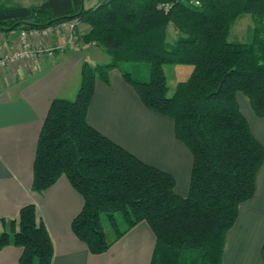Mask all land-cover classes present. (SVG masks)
<instances>
[{
	"label": "trees",
	"instance_id": "obj_1",
	"mask_svg": "<svg viewBox=\"0 0 264 264\" xmlns=\"http://www.w3.org/2000/svg\"><path fill=\"white\" fill-rule=\"evenodd\" d=\"M36 1L9 6L0 0V32L75 21V45H93L108 60L82 61L73 98L51 100L37 137L31 191L66 177L83 200L70 228L92 254L145 222L155 238L149 264H223L225 235L239 205L252 197L264 160L236 101L241 93L256 116L264 115V0H98L89 8L85 0ZM242 15L250 16V38L230 42ZM78 23L87 26L83 34ZM137 64L148 65L146 79L134 76ZM174 64L191 70L168 95L163 68ZM113 69L145 108L172 121L175 139L191 156L185 196L175 193L171 174L87 123L94 84H108ZM8 245L21 249L18 264L51 263L52 243L33 203L16 219L0 221V249Z\"/></svg>",
	"mask_w": 264,
	"mask_h": 264
},
{
	"label": "crops",
	"instance_id": "obj_2",
	"mask_svg": "<svg viewBox=\"0 0 264 264\" xmlns=\"http://www.w3.org/2000/svg\"><path fill=\"white\" fill-rule=\"evenodd\" d=\"M76 29L83 34L87 26L79 23ZM18 32H0V40L16 39ZM59 38L30 42L35 47L58 45ZM107 60L99 48L81 44L76 52L67 48L52 58L20 61L0 69V221L16 219L22 206L33 203L52 243L50 264H149L151 259L155 238L145 222L130 228L106 251L92 254L70 228L83 200L66 177L60 176L40 193L30 189L37 137L51 100L73 98L82 61L93 65ZM108 79V84L99 80L94 84L87 123L143 162L171 174L175 193L185 196L191 156L175 139L172 121L145 108L118 70H111ZM236 101L264 150V115L256 116L241 93L236 94ZM263 245L264 160L252 197L239 205L237 218L225 235L222 263L264 264ZM20 252L13 245L2 247L0 264H18Z\"/></svg>",
	"mask_w": 264,
	"mask_h": 264
},
{
	"label": "rangeland",
	"instance_id": "obj_3",
	"mask_svg": "<svg viewBox=\"0 0 264 264\" xmlns=\"http://www.w3.org/2000/svg\"><path fill=\"white\" fill-rule=\"evenodd\" d=\"M38 1L36 0H2V3L5 5H22V6H28L30 4L37 3ZM98 0H85L84 1V7L89 8L93 7L97 4ZM70 23H76L75 21H71ZM69 23V24H70ZM79 24V23H78ZM77 24V25H78ZM75 25V27H77ZM251 19L249 15H242L240 16L233 24V26L230 29L228 40L230 42H246L247 37L251 35ZM60 41L58 44L64 45L66 42V34L62 32L60 35L57 36ZM175 39V33L173 30L170 28L167 31V40L171 41ZM72 42L66 43L64 46H66V49L68 48L69 50L72 51H78L80 50V46L75 45V38L72 37L71 39ZM57 52V51H56ZM138 65V70L135 71L133 74L134 76L137 75L139 79H146L147 78V73H148V65L147 64H137ZM128 67V66H126ZM164 73L166 77V83L168 86V95H170L174 89L175 84L186 78L187 74L191 70L190 65L186 64H174V65H165L164 68ZM102 223H103V230L107 234L108 238L112 237L113 231L109 225V223L106 221L105 216H102Z\"/></svg>",
	"mask_w": 264,
	"mask_h": 264
},
{
	"label": "built area",
	"instance_id": "obj_4",
	"mask_svg": "<svg viewBox=\"0 0 264 264\" xmlns=\"http://www.w3.org/2000/svg\"><path fill=\"white\" fill-rule=\"evenodd\" d=\"M74 23L65 22L42 29L20 30L16 39L0 40V69L20 61L36 58H52L56 50L63 51L66 43L72 42ZM64 32L67 36L64 45L32 46L31 39H51Z\"/></svg>",
	"mask_w": 264,
	"mask_h": 264
}]
</instances>
